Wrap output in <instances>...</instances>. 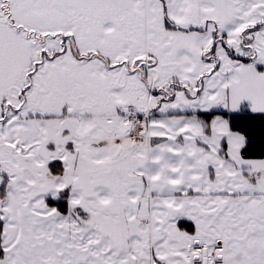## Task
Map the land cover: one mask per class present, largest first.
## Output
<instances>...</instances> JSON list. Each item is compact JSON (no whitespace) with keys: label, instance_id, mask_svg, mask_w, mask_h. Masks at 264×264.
<instances>
[{"label":"snow or ice","instance_id":"snow-or-ice-1","mask_svg":"<svg viewBox=\"0 0 264 264\" xmlns=\"http://www.w3.org/2000/svg\"><path fill=\"white\" fill-rule=\"evenodd\" d=\"M0 264H264V0H0Z\"/></svg>","mask_w":264,"mask_h":264}]
</instances>
